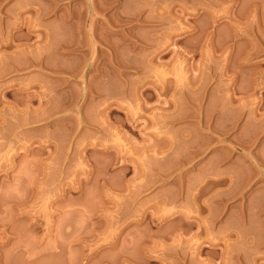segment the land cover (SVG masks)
<instances>
[{
	"label": "rangeland",
	"instance_id": "obj_1",
	"mask_svg": "<svg viewBox=\"0 0 264 264\" xmlns=\"http://www.w3.org/2000/svg\"><path fill=\"white\" fill-rule=\"evenodd\" d=\"M0 264H264V0H0Z\"/></svg>",
	"mask_w": 264,
	"mask_h": 264
}]
</instances>
